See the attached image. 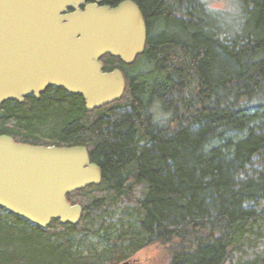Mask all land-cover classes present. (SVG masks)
I'll use <instances>...</instances> for the list:
<instances>
[{"label": "trees", "instance_id": "trees-1", "mask_svg": "<svg viewBox=\"0 0 264 264\" xmlns=\"http://www.w3.org/2000/svg\"><path fill=\"white\" fill-rule=\"evenodd\" d=\"M131 1L145 53L101 59L126 77L121 101L88 112L82 96L49 88L0 106V135L84 146L103 171L68 196L84 209L76 226L41 229L0 209V264H119L155 243L170 264H264V0H236L237 29L207 0ZM79 236L106 247L79 253Z\"/></svg>", "mask_w": 264, "mask_h": 264}, {"label": "water", "instance_id": "water-1", "mask_svg": "<svg viewBox=\"0 0 264 264\" xmlns=\"http://www.w3.org/2000/svg\"><path fill=\"white\" fill-rule=\"evenodd\" d=\"M147 23L137 3L104 0H0V106L38 98L49 86L82 96L88 112L121 101L127 81L104 71L107 55L133 65L145 53ZM103 180L84 146H37L0 135V209L41 229L76 226L68 196ZM124 264H131L125 262Z\"/></svg>", "mask_w": 264, "mask_h": 264}, {"label": "rangeland", "instance_id": "rangeland-1", "mask_svg": "<svg viewBox=\"0 0 264 264\" xmlns=\"http://www.w3.org/2000/svg\"><path fill=\"white\" fill-rule=\"evenodd\" d=\"M208 6L219 13L226 14L230 18H227V23L237 29L238 23L241 20L242 11L238 1L233 0H207ZM77 241L80 243L77 252H81L85 255L94 254L96 251H102L106 247L104 241H100L96 237L92 236H79ZM171 252L162 243H155L150 245L134 254L128 259L120 262L124 264L129 262L131 264H170L171 263Z\"/></svg>", "mask_w": 264, "mask_h": 264}, {"label": "flooded vegetation", "instance_id": "flooded-vegetation-1", "mask_svg": "<svg viewBox=\"0 0 264 264\" xmlns=\"http://www.w3.org/2000/svg\"><path fill=\"white\" fill-rule=\"evenodd\" d=\"M49 88H57V87H55V86H49L48 88H46V90H45L44 92H42V93L40 94V97H41V95L44 94ZM28 97H33V98H35V99H39V98H40V97L37 98V97L35 96V94L32 93V94L28 95L27 97H25L24 102H25V100H26ZM12 101L19 103V102L16 101V100H12ZM24 102H23V103H24ZM20 104H22V103H20ZM12 138H13V137H12Z\"/></svg>", "mask_w": 264, "mask_h": 264}]
</instances>
